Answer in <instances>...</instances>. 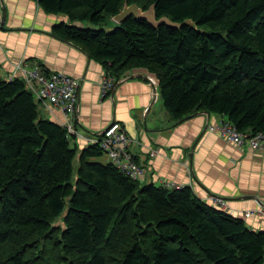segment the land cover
<instances>
[{
    "label": "trees",
    "instance_id": "trees-1",
    "mask_svg": "<svg viewBox=\"0 0 264 264\" xmlns=\"http://www.w3.org/2000/svg\"><path fill=\"white\" fill-rule=\"evenodd\" d=\"M32 1L61 18L54 38L110 76H154L172 120L205 112L264 133V0ZM125 2L180 26L129 17L106 30ZM40 105L23 79H0V264H264V231L191 187L141 185L96 161L99 144L73 147Z\"/></svg>",
    "mask_w": 264,
    "mask_h": 264
},
{
    "label": "crops",
    "instance_id": "crops-1",
    "mask_svg": "<svg viewBox=\"0 0 264 264\" xmlns=\"http://www.w3.org/2000/svg\"><path fill=\"white\" fill-rule=\"evenodd\" d=\"M0 5L6 9V30L0 31V79H23L16 70L21 63L25 70L41 64L48 73H63L79 82L73 116L40 106L42 118L72 130L68 140L73 147L94 144L103 129L117 122L127 134L128 152L144 170L141 185L191 187L208 204L212 198L228 200L238 214H257L242 219L250 231H264L259 214L264 209L260 206L264 205V153L248 146L235 148L210 132L222 121L219 116L198 112L180 122L172 120L155 77L147 71H128L104 95L102 80L109 74L102 66L79 47L51 35L60 17L44 14L32 0H0ZM149 79L155 81V88ZM96 161L107 163V158Z\"/></svg>",
    "mask_w": 264,
    "mask_h": 264
},
{
    "label": "built area",
    "instance_id": "built-area-1",
    "mask_svg": "<svg viewBox=\"0 0 264 264\" xmlns=\"http://www.w3.org/2000/svg\"><path fill=\"white\" fill-rule=\"evenodd\" d=\"M16 70L23 74V81L28 90L33 94L40 106H48L61 110L66 116H73L78 100L79 82L63 73H44L36 65L32 70H25L23 64L16 66ZM120 79L112 76H105L102 80L103 94L113 90ZM155 88V81L149 79ZM68 129V128H67ZM72 132L68 129V133ZM210 132L216 133L235 148L248 146L251 150L264 153V133H239L231 124L220 121L214 127H210ZM128 137L124 129L117 122L111 123L99 133V138L95 143L99 144L107 158V163L116 166L134 180H139L144 170L139 166L128 152ZM165 187H177L168 183L162 184ZM211 205L216 209L227 212L233 218L250 219L257 215L253 212H244L240 215H233L232 211L225 207V203L217 198H212ZM260 217L264 218V209L260 210Z\"/></svg>",
    "mask_w": 264,
    "mask_h": 264
},
{
    "label": "water",
    "instance_id": "water-1",
    "mask_svg": "<svg viewBox=\"0 0 264 264\" xmlns=\"http://www.w3.org/2000/svg\"><path fill=\"white\" fill-rule=\"evenodd\" d=\"M155 5H151L146 11H144L142 8H139L137 5H127V3H124V7L121 10V12L112 17L111 19L117 24H121L123 21H125L129 17H133L138 20H144L147 21L152 26H160L162 24H166L169 27H179V24H173L168 19L162 18L160 20H156L155 16ZM0 12H1V19H0V31H5L4 28L5 22H6V9L4 5H0ZM89 59V58H88ZM156 100V95L153 96V102ZM207 114V113H206ZM243 199V198H239ZM262 208H264V205L260 204Z\"/></svg>",
    "mask_w": 264,
    "mask_h": 264
},
{
    "label": "rangeland",
    "instance_id": "rangeland-1",
    "mask_svg": "<svg viewBox=\"0 0 264 264\" xmlns=\"http://www.w3.org/2000/svg\"><path fill=\"white\" fill-rule=\"evenodd\" d=\"M107 23H109L108 24V27H107V29L106 30H111V28H113V27H115L117 24L112 20V19H109V21L107 22ZM40 111H41V108H40ZM42 112V111H41ZM71 140V139H70ZM217 199H219V198H217ZM219 200H221L222 202H224L225 203V207L227 208V209H229L230 211H232V214L235 216V215H240V214H238V212H236V211H234V210H232V209H230L229 208V206L227 205L228 204V200H225V199H219ZM211 203V202H210ZM59 225H61L62 226V224H61V222L59 221V222H57L56 224H55V226H59Z\"/></svg>",
    "mask_w": 264,
    "mask_h": 264
},
{
    "label": "clouds",
    "instance_id": "clouds-1",
    "mask_svg": "<svg viewBox=\"0 0 264 264\" xmlns=\"http://www.w3.org/2000/svg\"><path fill=\"white\" fill-rule=\"evenodd\" d=\"M240 219H242V218H240Z\"/></svg>",
    "mask_w": 264,
    "mask_h": 264
}]
</instances>
